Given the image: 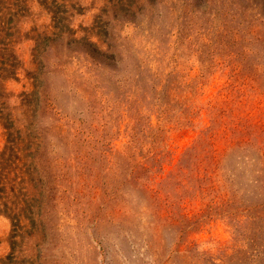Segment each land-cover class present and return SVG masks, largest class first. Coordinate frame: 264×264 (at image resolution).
I'll use <instances>...</instances> for the list:
<instances>
[{"label": "rangeland", "instance_id": "1", "mask_svg": "<svg viewBox=\"0 0 264 264\" xmlns=\"http://www.w3.org/2000/svg\"><path fill=\"white\" fill-rule=\"evenodd\" d=\"M0 39V264H264V0H0Z\"/></svg>", "mask_w": 264, "mask_h": 264}, {"label": "trees", "instance_id": "2", "mask_svg": "<svg viewBox=\"0 0 264 264\" xmlns=\"http://www.w3.org/2000/svg\"><path fill=\"white\" fill-rule=\"evenodd\" d=\"M0 41L2 40L0 39ZM9 53H4V43H0V70H5L11 64L9 59Z\"/></svg>", "mask_w": 264, "mask_h": 264}]
</instances>
